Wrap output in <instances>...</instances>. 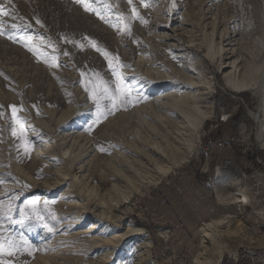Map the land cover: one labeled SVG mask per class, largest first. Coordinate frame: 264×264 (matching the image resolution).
<instances>
[{
    "label": "rangeland",
    "instance_id": "1",
    "mask_svg": "<svg viewBox=\"0 0 264 264\" xmlns=\"http://www.w3.org/2000/svg\"><path fill=\"white\" fill-rule=\"evenodd\" d=\"M110 2L125 13L130 11L126 0ZM172 2L153 0L144 8L133 0L148 23L133 21V35L127 36L95 14L85 13L73 0H12L11 4L0 0L6 10L14 8L17 17L0 19L19 23L23 17L33 25V32L51 37L59 63L49 68L21 43L0 36V106L6 112L0 117V199H6L5 193H20L16 203L21 204L36 196L41 202H54L57 216L65 217L54 234L38 226L24 227V235L37 250L31 256L20 255L18 264H65L63 258L70 261L67 264H96L110 248H93V241L85 238L94 235L83 231L97 218L78 205L69 208L73 201L100 207L109 217L102 216L110 222L105 225H112V220L119 224L117 218L123 216L126 223L145 232L121 243L114 239L112 244L120 249L102 264H264V237H251V245L242 248L217 238L210 256L200 232L204 223L215 220L222 221V229L239 223L244 233L264 210V40L259 38L264 35V0H174L169 14ZM93 6L103 11V5L93 2ZM62 36L86 46L77 49ZM84 36L118 56L121 64L131 65L119 68L126 83L136 76L153 82L142 88L147 100L101 118L90 131L86 129L92 120V101L79 81H88L96 71L110 73L104 56L88 46ZM228 39L233 40L229 45ZM209 42L214 43L212 54ZM220 45L228 52L226 58L220 56ZM234 58L237 79L254 81L258 93L227 85L223 73L230 68L223 70L222 62ZM134 86L141 88L139 83ZM189 88L203 95V104L212 101V113L193 135L188 159L172 164L170 157L156 151L153 113L144 111L145 121L128 113L147 104L154 112L157 100L164 101L171 93L178 97ZM10 105L22 108L18 115L28 125V155L11 135ZM68 131H75L74 137L61 140L60 133ZM114 142L119 147H111ZM99 147L107 151L102 153ZM76 151L85 155L82 167L69 161ZM121 155L136 160L135 167L118 161ZM25 184L30 187L22 189ZM238 187L245 189L249 204L235 201ZM11 227L21 230L18 224ZM259 231L264 233V227Z\"/></svg>",
    "mask_w": 264,
    "mask_h": 264
},
{
    "label": "snow or ice",
    "instance_id": "2",
    "mask_svg": "<svg viewBox=\"0 0 264 264\" xmlns=\"http://www.w3.org/2000/svg\"><path fill=\"white\" fill-rule=\"evenodd\" d=\"M73 2L79 5L85 13L95 14L105 24L114 28L117 33L124 32L127 36L133 35L131 31V23L133 21H139L141 24L148 23L138 11L133 0H126L130 9L128 13L121 11L119 4L113 6L110 0H73ZM93 2L97 5H103V11L98 6L94 7ZM152 2L153 0H139L140 6L144 8L149 7ZM8 3L11 4L12 0H8ZM174 7L173 0L167 13L170 14ZM0 17H11L13 21L17 19L14 15V8L10 12L5 9L2 3H0ZM19 19L21 21L19 23H8L7 20L0 19V36L6 35L9 40L21 43L34 56L43 58L44 63L49 68L58 67L57 48L52 38L46 37L39 30L33 32V25L30 22L25 21L23 17ZM32 19L35 20L36 25H39L41 29L43 28L38 18L34 16ZM61 39L66 44H72L77 49H82L86 46L79 40H73L66 36H62ZM83 39L88 41V46L104 56L110 73V75L107 73L101 75L100 72L96 71L89 76L88 81L83 79L79 81L84 85V91L87 94L86 98L92 101V120L88 123L86 129L90 131L101 118L111 115L114 111L127 109L129 105L137 104L141 100H147L148 96L144 94L142 88L153 82L142 76H136L131 84L126 83V77L119 71V68L131 67V65L121 64L118 56L112 55L101 47L96 40L87 36H84ZM133 42L137 43L138 41L133 40ZM44 47L51 48L53 50L52 53L46 54L41 51V48ZM63 55L70 56V53L63 51ZM0 75L3 74L0 73ZM80 75L83 77L85 72L81 71ZM137 83L141 84L140 89L135 88L134 85ZM3 107L0 106V117H6V112L2 110ZM8 107L11 108V135L19 140L17 148H22L24 154L28 155L31 147V141L26 132L28 125L25 118L18 115L22 108L15 105ZM111 147H119V145H111ZM98 150L102 153L107 151L104 147H99ZM16 182L19 183V181ZM0 183H3V181H0ZM29 187L30 185L27 184L21 185L22 189ZM4 196L6 199H0V264H18L20 255L27 254L31 256L37 250L36 246L24 235L22 229L24 227L38 226L46 232L54 234L58 230L57 226L62 223L65 217L57 216L52 207L54 202L46 199L41 202L39 197L32 196L24 199L21 204H17L16 200L19 199L20 193H5ZM17 224L21 230H15L11 227ZM100 229H104V231L101 232ZM119 230L112 225H105L102 221L97 222V228L94 229L100 235H107L112 231Z\"/></svg>",
    "mask_w": 264,
    "mask_h": 264
},
{
    "label": "bare ground",
    "instance_id": "3",
    "mask_svg": "<svg viewBox=\"0 0 264 264\" xmlns=\"http://www.w3.org/2000/svg\"><path fill=\"white\" fill-rule=\"evenodd\" d=\"M212 31L214 33V27ZM259 38L262 42L264 40V35L260 34ZM232 41L233 40L228 39L227 44L228 45L231 44ZM213 47H214V43L209 42L207 45L209 54H212ZM219 53H220V56H222V58H226V56L228 55L227 54L228 52H225V50L223 49L221 45L219 48ZM232 56H234L233 50L231 51V56L229 57V59L232 58ZM235 60H236L235 58L229 61H223L222 59L223 70L230 68L229 71H224L223 73L224 74L223 78L226 80L227 85L230 86L232 89H236L238 91L248 90V91H252V93H258L259 91L258 86L254 81L252 80L246 81L244 79H237L236 71H238V74H239V69L236 66ZM175 95L176 94L171 93L167 96L166 100L164 101L157 100L156 111L154 112L150 104H147L145 106L142 105L140 107H136L128 113V116H131V115L136 116V117L139 116V118L142 119L143 121H145L142 116V113L144 111L153 113L152 116L154 119L155 130L152 132L154 134V137L156 138V140H153L155 147L157 148L156 151L157 153H159L160 156H162V153H163L165 156L170 157L171 161L173 162L172 164L180 163L181 161H185L188 159V157L190 156V151L192 150V146H193V140H192L193 135L197 133V131L203 126L205 120L212 113V107H211L212 101H210L209 103L203 104L204 103L203 101L205 98L199 91H194L193 89L189 88L188 91L183 92L180 96L175 97ZM138 128L139 127H137V129ZM74 133L75 131H71L70 133L69 131L60 133V139L64 140L67 137L73 138ZM159 133L161 135H159ZM261 137H262V141L264 145V124L261 127ZM60 139L58 140L60 141ZM114 145H115V142H114ZM82 157H85V155L82 154V152L80 151H76V155L72 158L70 157L69 161L72 164L74 163L80 164L79 167H82ZM122 160H125L126 165H129L130 168H133L136 165V160H131L126 155L124 156L121 155L120 158L118 159V161H122ZM214 184L215 186H218L217 182H214ZM233 195L237 196L235 198L236 199L235 201L240 202L241 205L249 204V199L245 194V189L238 187L237 190L233 193ZM77 205L79 206V208L80 207L83 208V210L86 211L87 215L90 214L97 218L96 221L91 223V226L87 227V229L83 231V233L92 232L94 233V235L92 237L88 235L85 238L89 237L93 241V245H92L93 248L95 247L102 248L104 246L110 247L108 248V250H105L102 253L99 260L95 262L96 264H102L106 262L109 259V257H111V255L113 257L118 252L120 247L116 248L118 244L117 245L112 244V241L114 239H118L119 242L121 243L124 240H126L127 237H130L131 235L140 236L143 233H145L143 232V229L141 227L131 226L129 225V223H126V219H125L126 217L121 216L120 218H117L119 221V224H115V222L112 220V226L116 229L118 228L124 229V231L122 232L112 231L110 232L111 234L110 237L106 238L104 235H100L99 233L93 230L97 228V222H101V221L103 223H105L106 221L108 222L109 220L106 219V218H109L108 215L106 214L103 215V213L101 212L102 210L100 211V207L98 206L91 208L84 203H80V202L78 203L76 201L71 202L69 204V208H73ZM102 216L103 217L106 216V218H103ZM255 218L256 219L259 218V220L255 221L254 224L251 225V228L248 230H245L244 233H242V230H240L238 226L239 223H237L234 226L226 225V228L223 227V229L221 227L222 221L213 220L211 222L204 223L200 229V232L203 236L202 237L203 240L206 241L207 243L204 246L205 254L210 255V256L214 254V252L211 250V246H216L217 238H219L220 242H223L226 240V241H230V243H236V245L240 246L241 248L243 246L246 247L247 245H251L250 244L251 237L253 238L254 236H260L263 238L264 233L263 231H259L258 233V228L264 227V210H261L258 216L255 215ZM108 224H110V222H108ZM81 232L80 234H83ZM67 236H70V235H67ZM145 244L146 243H144V245ZM146 246H149V244L147 243ZM217 259L216 261L218 262ZM62 261L65 264L70 262L69 260L65 258H63ZM59 264H62V262H59Z\"/></svg>",
    "mask_w": 264,
    "mask_h": 264
},
{
    "label": "trees",
    "instance_id": "4",
    "mask_svg": "<svg viewBox=\"0 0 264 264\" xmlns=\"http://www.w3.org/2000/svg\"><path fill=\"white\" fill-rule=\"evenodd\" d=\"M217 107H218V106H216V108H217ZM233 118L236 120L237 115H236V114L233 115ZM250 159L253 160L252 155H251ZM199 173H200V170H199V169H196V170L194 171V174H195V176H196L197 178H199Z\"/></svg>",
    "mask_w": 264,
    "mask_h": 264
},
{
    "label": "built area",
    "instance_id": "5",
    "mask_svg": "<svg viewBox=\"0 0 264 264\" xmlns=\"http://www.w3.org/2000/svg\"><path fill=\"white\" fill-rule=\"evenodd\" d=\"M257 116H258V114L256 113L254 116V121H256V122H257Z\"/></svg>",
    "mask_w": 264,
    "mask_h": 264
}]
</instances>
